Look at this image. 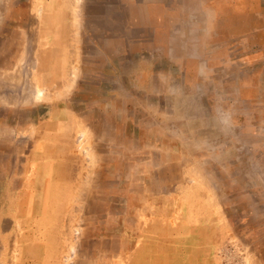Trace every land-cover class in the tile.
I'll return each instance as SVG.
<instances>
[{"label": "rangeland", "instance_id": "1", "mask_svg": "<svg viewBox=\"0 0 264 264\" xmlns=\"http://www.w3.org/2000/svg\"><path fill=\"white\" fill-rule=\"evenodd\" d=\"M0 264H264V0H0Z\"/></svg>", "mask_w": 264, "mask_h": 264}]
</instances>
